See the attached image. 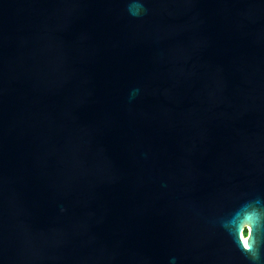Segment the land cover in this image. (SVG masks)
Returning a JSON list of instances; mask_svg holds the SVG:
<instances>
[{
	"label": "water",
	"instance_id": "water-1",
	"mask_svg": "<svg viewBox=\"0 0 264 264\" xmlns=\"http://www.w3.org/2000/svg\"><path fill=\"white\" fill-rule=\"evenodd\" d=\"M0 264H264V0H0Z\"/></svg>",
	"mask_w": 264,
	"mask_h": 264
}]
</instances>
